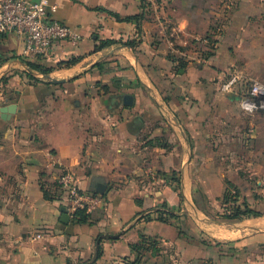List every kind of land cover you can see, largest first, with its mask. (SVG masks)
<instances>
[{"label":"crops","instance_id":"obj_1","mask_svg":"<svg viewBox=\"0 0 264 264\" xmlns=\"http://www.w3.org/2000/svg\"><path fill=\"white\" fill-rule=\"evenodd\" d=\"M47 11L80 40L26 58L0 37V264H264V111L241 106L264 84V0ZM63 168L104 198L86 220ZM228 186L258 214L225 217Z\"/></svg>","mask_w":264,"mask_h":264},{"label":"built area","instance_id":"obj_2","mask_svg":"<svg viewBox=\"0 0 264 264\" xmlns=\"http://www.w3.org/2000/svg\"><path fill=\"white\" fill-rule=\"evenodd\" d=\"M48 0H0V37L7 33L15 34L22 40V55L26 58L49 56L61 42L76 43L80 33L70 25L52 19L47 11ZM151 5H159L167 0H146ZM245 111H264V84L252 80L246 98L241 101ZM56 182L67 202L70 213L85 210L93 213L104 206V198L98 192L81 189L73 170L63 168ZM162 217L171 218L165 213Z\"/></svg>","mask_w":264,"mask_h":264},{"label":"trees","instance_id":"obj_3","mask_svg":"<svg viewBox=\"0 0 264 264\" xmlns=\"http://www.w3.org/2000/svg\"><path fill=\"white\" fill-rule=\"evenodd\" d=\"M239 196L238 192L236 189L231 188V187H226L224 193L221 196V203L224 204V210L228 213H225V217L227 218H243V217H249V216H255L258 214V212L252 210L249 208V206L247 205V203L245 201H241L239 204H236L237 201V197ZM231 204V207H228L226 205ZM159 211V219L163 220V221H169L167 218L162 217V213H165L166 215H168L171 218L176 217L175 214H173L171 212L170 209L166 208L165 206H162L161 209L158 210ZM73 216L78 217L80 220H86L90 214L86 213L85 210H76L73 213Z\"/></svg>","mask_w":264,"mask_h":264},{"label":"water","instance_id":"obj_4","mask_svg":"<svg viewBox=\"0 0 264 264\" xmlns=\"http://www.w3.org/2000/svg\"><path fill=\"white\" fill-rule=\"evenodd\" d=\"M61 210L63 211V208ZM64 217H66L65 213L62 214V219H64Z\"/></svg>","mask_w":264,"mask_h":264}]
</instances>
